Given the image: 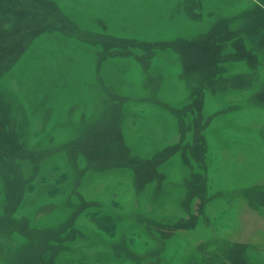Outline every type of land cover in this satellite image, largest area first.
I'll return each instance as SVG.
<instances>
[{"label":"rangeland","instance_id":"rangeland-1","mask_svg":"<svg viewBox=\"0 0 264 264\" xmlns=\"http://www.w3.org/2000/svg\"><path fill=\"white\" fill-rule=\"evenodd\" d=\"M79 262L264 264V0H0V264Z\"/></svg>","mask_w":264,"mask_h":264},{"label":"trees","instance_id":"trees-1","mask_svg":"<svg viewBox=\"0 0 264 264\" xmlns=\"http://www.w3.org/2000/svg\"><path fill=\"white\" fill-rule=\"evenodd\" d=\"M57 188L58 185L55 188L49 189L50 190L49 193L54 195L56 193L63 192L62 190L57 191ZM87 216L92 219L98 230L105 233L107 236L112 237L117 234L118 225H119V220L117 216L109 212H103V210L98 208V206H94L93 208H91L90 212L87 213ZM78 264H88V263L79 262Z\"/></svg>","mask_w":264,"mask_h":264}]
</instances>
